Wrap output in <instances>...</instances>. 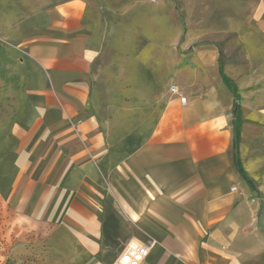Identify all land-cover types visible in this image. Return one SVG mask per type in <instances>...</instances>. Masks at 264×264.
<instances>
[{
    "label": "crops",
    "instance_id": "obj_1",
    "mask_svg": "<svg viewBox=\"0 0 264 264\" xmlns=\"http://www.w3.org/2000/svg\"><path fill=\"white\" fill-rule=\"evenodd\" d=\"M20 1L0 0L3 164L26 224L10 264H115L130 242L150 245L143 264H264V57L225 63L215 42L169 63L140 50L133 85L156 105L143 126L155 122L144 141L115 142L94 88L108 19L156 40L161 17L146 0ZM251 11L241 23L264 55V0Z\"/></svg>",
    "mask_w": 264,
    "mask_h": 264
},
{
    "label": "rangeland",
    "instance_id": "obj_2",
    "mask_svg": "<svg viewBox=\"0 0 264 264\" xmlns=\"http://www.w3.org/2000/svg\"><path fill=\"white\" fill-rule=\"evenodd\" d=\"M256 1L259 0H156V3L146 0L148 18L161 17V24H157L161 36L156 40L150 37L148 29L147 33L143 32L144 24L141 27L131 24L129 32L123 33L122 18L109 17L116 32L113 38L104 41V55L94 73V88L103 119L115 126V142H142L148 138L155 122L151 120L143 126L144 117L153 114L156 105L146 103V99L140 100L134 86L140 50L161 47V57L164 63L165 60L169 63L184 53L185 43L200 46L215 42L220 47L222 62H260L264 55L258 50L254 53L250 50L252 43L257 42L251 39L252 26L241 23V18L245 21L250 16ZM27 9L20 6L16 16L19 19L28 16ZM180 35H183L181 39ZM2 116L0 111V132L6 133L8 120L4 121ZM124 128L125 132H131L129 137ZM143 130L147 134L140 136L139 132ZM11 147L9 136L0 135V264H10L12 245L23 236L26 238V232H23L26 224L11 213L8 202L12 170L6 169L3 162Z\"/></svg>",
    "mask_w": 264,
    "mask_h": 264
},
{
    "label": "built area",
    "instance_id": "obj_3",
    "mask_svg": "<svg viewBox=\"0 0 264 264\" xmlns=\"http://www.w3.org/2000/svg\"><path fill=\"white\" fill-rule=\"evenodd\" d=\"M149 1L156 3V0ZM170 92L173 95L179 96L183 104L187 102V98L181 95L180 89L177 86H172ZM150 248V245L130 242L115 264H143L149 255Z\"/></svg>",
    "mask_w": 264,
    "mask_h": 264
}]
</instances>
